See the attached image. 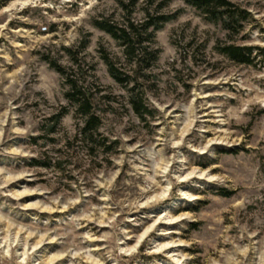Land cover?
Wrapping results in <instances>:
<instances>
[{
	"label": "rangeland",
	"instance_id": "obj_1",
	"mask_svg": "<svg viewBox=\"0 0 264 264\" xmlns=\"http://www.w3.org/2000/svg\"><path fill=\"white\" fill-rule=\"evenodd\" d=\"M227 1L0 0V264H264V0Z\"/></svg>",
	"mask_w": 264,
	"mask_h": 264
},
{
	"label": "trees",
	"instance_id": "obj_2",
	"mask_svg": "<svg viewBox=\"0 0 264 264\" xmlns=\"http://www.w3.org/2000/svg\"><path fill=\"white\" fill-rule=\"evenodd\" d=\"M186 3L195 9L201 11L205 17L214 23H220L225 29L236 31L238 32L237 28L241 27V22L245 21L247 19L246 13L239 8H237L233 3L227 1V0H185ZM166 19V18H164ZM165 21V20H164ZM98 28L102 31L110 34L114 39L122 41L123 46L125 47V51L131 55H134L133 57H136L135 64L137 66L142 65L146 62L147 56H151L152 53L147 51L148 48L145 46H142L143 43L149 41L148 40H142L143 42H138L137 44L140 45V51L139 54H136L137 47L134 46V43L131 40V33L126 31L125 29L120 30L119 32L117 29H115L111 24L107 22H99ZM153 25L152 23H148L147 26ZM148 27V29H149ZM154 30L151 33L150 36H153V33L159 30V24H155ZM133 29V26H131ZM147 31V29H146ZM253 54V51L251 48H241L237 46H227L224 47L222 50V55L226 56L227 58L231 59L232 61L238 63V64H245L250 65L253 63L251 60V56ZM157 53L153 57L152 61L157 60ZM134 59V58H133ZM109 71L111 76L118 81L119 83H123L125 80L122 79V77L119 75L117 70L114 68V66H109ZM132 107L134 113L144 120L146 115H151V112L145 107L143 102H141V99H139L138 95L133 94L132 96ZM79 110L82 111L84 115V120L82 123L81 128V135L84 139L93 137L96 132H98L100 121L99 119L91 114L90 107L88 103L86 102H79L78 104Z\"/></svg>",
	"mask_w": 264,
	"mask_h": 264
},
{
	"label": "bare ground",
	"instance_id": "obj_3",
	"mask_svg": "<svg viewBox=\"0 0 264 264\" xmlns=\"http://www.w3.org/2000/svg\"><path fill=\"white\" fill-rule=\"evenodd\" d=\"M210 109H211V107H209ZM206 117H211V116H214V112H211V113H209V114H207V115H205Z\"/></svg>",
	"mask_w": 264,
	"mask_h": 264
}]
</instances>
